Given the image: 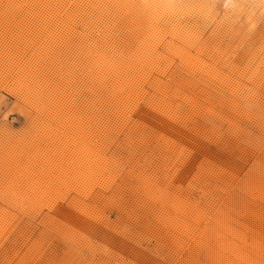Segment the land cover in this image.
Segmentation results:
<instances>
[{"label":"rangeland","instance_id":"374dc122","mask_svg":"<svg viewBox=\"0 0 264 264\" xmlns=\"http://www.w3.org/2000/svg\"><path fill=\"white\" fill-rule=\"evenodd\" d=\"M0 264H264V0H0Z\"/></svg>","mask_w":264,"mask_h":264}]
</instances>
